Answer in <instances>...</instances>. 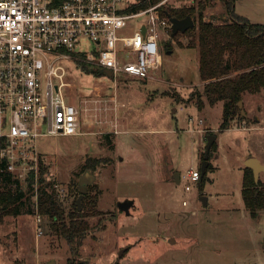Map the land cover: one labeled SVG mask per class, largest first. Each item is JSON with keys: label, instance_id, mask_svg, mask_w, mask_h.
<instances>
[{"label": "rangeland", "instance_id": "obj_1", "mask_svg": "<svg viewBox=\"0 0 264 264\" xmlns=\"http://www.w3.org/2000/svg\"><path fill=\"white\" fill-rule=\"evenodd\" d=\"M160 2L197 6V0ZM234 8L264 23V0H236ZM223 12V0H210L203 18L220 22ZM159 45L162 62L148 78L101 74L82 68L79 58L60 61L65 93L79 109L78 133L38 137L43 172L37 167L36 176L52 182L72 209L79 176L95 173L86 193L96 195L97 213L86 217L89 227L75 252L50 229L47 216L41 214V234L35 213L1 217L0 264H66L69 257L86 264H264V209L253 218L241 193L246 155L264 164V90L243 96L249 121L235 119L219 130L223 102L196 103L203 82L194 30L161 31ZM260 106L261 123L242 128L255 121L252 110ZM207 134L216 139L200 188L184 175L201 171ZM124 199L134 201L129 214L118 208Z\"/></svg>", "mask_w": 264, "mask_h": 264}, {"label": "built area", "instance_id": "obj_2", "mask_svg": "<svg viewBox=\"0 0 264 264\" xmlns=\"http://www.w3.org/2000/svg\"><path fill=\"white\" fill-rule=\"evenodd\" d=\"M136 1L0 0V158L20 181L33 175L38 186V137L78 133L62 59H82L115 77L148 78L161 65L160 32L168 34L171 22L162 2L128 10ZM184 177L196 181L200 171ZM41 219L36 211L37 234Z\"/></svg>", "mask_w": 264, "mask_h": 264}, {"label": "trees", "instance_id": "obj_3", "mask_svg": "<svg viewBox=\"0 0 264 264\" xmlns=\"http://www.w3.org/2000/svg\"><path fill=\"white\" fill-rule=\"evenodd\" d=\"M157 1L138 0L130 5L128 10L146 8ZM235 1L223 0L224 12L220 15L223 20L220 22L203 18L204 9L210 0H197V6L167 8L161 6L165 14L169 12L179 18L190 14L193 19H197L195 26L183 32L189 34L194 30L195 44L199 51L198 71L203 84L196 103L202 108L206 104L223 102L219 130L231 127L235 119L249 121L247 113L241 114L238 101L243 99L245 93L264 90V23L252 22L246 16L235 12ZM78 63L84 69L94 67L93 69L99 73L105 74L100 67L82 61ZM214 146L215 141L211 144L210 150ZM84 166L92 168L86 163ZM209 166L210 164L206 165L203 174L201 168L198 179L200 188ZM40 170L43 172L42 165ZM25 184L23 187L21 181L7 169L6 162L0 158V218L5 215L16 216L37 211L49 218L50 229L64 236L71 251L75 252L82 244V238L89 227L86 217L97 213L96 195L86 193L81 209L77 208L76 201L72 209H68L52 182L40 177L36 191H33L34 176L31 175ZM241 193L245 208L253 218H256L258 212L264 209V182L261 178L256 182L252 169L247 166L243 169ZM32 194H36L35 201H32ZM66 264L86 263L69 257Z\"/></svg>", "mask_w": 264, "mask_h": 264}, {"label": "water", "instance_id": "obj_4", "mask_svg": "<svg viewBox=\"0 0 264 264\" xmlns=\"http://www.w3.org/2000/svg\"><path fill=\"white\" fill-rule=\"evenodd\" d=\"M170 22H171V36L175 35L178 31L184 32L186 29L193 27L194 25V19L193 17L188 14L184 17H176L171 15L169 12L166 13ZM145 27H142V31L144 32ZM101 70L106 74L111 76L112 72L108 68H101ZM238 106L241 110L242 115H246V111L244 109L243 99L238 101ZM216 139L215 134H207L206 135V141H205V148H204V159L202 162V172H204V169L208 163V155L209 150L211 147V144ZM245 166L249 167L253 171L254 180L257 182L259 179V174L263 170L264 171V164H262L256 157H248L245 161ZM95 173L86 170L84 173H82L79 176L78 185H79V195L77 197V208L81 209V201L87 192V187L94 182L95 180ZM174 179L176 182L180 181L179 178V172H175ZM201 200L203 204L207 203V198L205 196H201ZM133 199H124L118 202V208L123 210L125 213H130V207L133 204ZM124 249L120 250L119 255L122 253Z\"/></svg>", "mask_w": 264, "mask_h": 264}, {"label": "crops", "instance_id": "obj_5", "mask_svg": "<svg viewBox=\"0 0 264 264\" xmlns=\"http://www.w3.org/2000/svg\"><path fill=\"white\" fill-rule=\"evenodd\" d=\"M244 102V101H243ZM261 110H262V106H260L259 108H256V110L255 109H253L252 110V114H254V122L253 123H248V124H246L245 126H242V128H249V127H251L252 125H256V124H259V123H261V114H260V112H261ZM243 122H245V121H243ZM239 127V126H238ZM248 157H255V155H253V154H251V153H249V154H247L246 155V157L245 158H248ZM261 162V161H260ZM263 164V163H262ZM261 172H263V170L261 171ZM260 172V173H261ZM259 177L261 178V174H259Z\"/></svg>", "mask_w": 264, "mask_h": 264}]
</instances>
